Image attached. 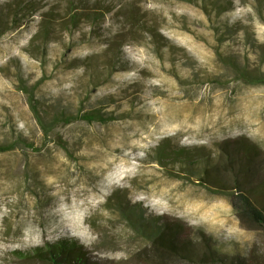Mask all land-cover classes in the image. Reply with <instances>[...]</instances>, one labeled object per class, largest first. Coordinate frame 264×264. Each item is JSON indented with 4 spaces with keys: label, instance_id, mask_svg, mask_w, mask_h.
<instances>
[{
    "label": "rangeland",
    "instance_id": "374dc122",
    "mask_svg": "<svg viewBox=\"0 0 264 264\" xmlns=\"http://www.w3.org/2000/svg\"><path fill=\"white\" fill-rule=\"evenodd\" d=\"M74 1L76 30L67 0H0V20L23 7L0 34V264H50L17 253L66 240L86 264H210L154 247L174 223L197 252L264 264L232 191L171 161L210 153L228 171L246 142L256 174L222 179L264 210V0Z\"/></svg>",
    "mask_w": 264,
    "mask_h": 264
},
{
    "label": "trees",
    "instance_id": "16d2710c",
    "mask_svg": "<svg viewBox=\"0 0 264 264\" xmlns=\"http://www.w3.org/2000/svg\"><path fill=\"white\" fill-rule=\"evenodd\" d=\"M67 7L69 6V11L67 12L69 16L72 14L71 9L75 6L74 0H67ZM19 9L16 10L15 15L9 13L5 20H0V34H2L5 30H11L17 27L20 21L17 19L18 10L23 8L20 4L18 5ZM36 8L35 3H30L27 10V14H31L32 10ZM46 14L49 13V10L45 11ZM50 14V13H49ZM48 14V15H49ZM43 13V18H44ZM7 18V19H6ZM50 18V16H49ZM82 19L75 15L70 16L69 23L65 25L66 29L71 28L76 30L78 28V24ZM5 21V22H4ZM11 27H7V26ZM49 26H52V23H48ZM9 28V29H6ZM51 40V39H50ZM33 43L45 49L47 47V43L49 42V28L46 25L40 27L33 37ZM250 77L249 79L251 80ZM257 78V79H256ZM252 79L253 81L256 79L257 83H264L263 77H256ZM255 82V81H254ZM22 83V81H21ZM68 114H65L67 116ZM69 116V115H68ZM78 118L83 120L86 123H93L95 121L101 122V118L96 112H87L80 115H76ZM64 116L62 117V119ZM67 118V119H66ZM64 118V120H68L69 117ZM46 129V126H45ZM48 132V130H46ZM14 145L12 143H3L0 145V152L9 151ZM232 148L235 152V160L231 161H239L237 164V169L232 170L228 164V171H224V166L222 163H216L215 157L216 155L207 153L206 155L200 156V158H195L190 156L189 152L185 149H180V152H177L174 159H171L172 163L175 165H181L182 169L188 167L189 172L194 174L196 178L197 184H203L208 186L209 188H213L214 190H228L230 189L231 198H232V206L239 215V217L243 221H249L253 224L261 227L264 230V210L257 206L253 199L250 196V191H247L245 187H239L238 185H232V187H228L224 185V180L222 179L224 176L230 175L236 178V181L239 180L240 177L245 178V176H252L254 160V154L252 150L254 147L248 145L246 142H241L237 145H234ZM165 155L163 153H159L158 158L159 162H163L167 160L164 158ZM227 160V159H226ZM215 161V162H214ZM236 174V175H235ZM254 174H256L254 172ZM181 227L178 224H164L159 227V233H157L154 239V247L162 248L163 252H169L170 254H178L181 253L183 256H193L197 257L198 260L204 263L210 264H247L244 259L240 257H231L226 254H223L217 251L212 246H202L200 247L201 252H197L196 247H193L191 243L186 242L181 235ZM17 255L22 259H30L35 258L37 260L46 262L50 264H86L83 257V247L80 246L76 241H60L55 244H47L46 247L42 248H34L28 252H18ZM199 255V256H198ZM186 258V257H185Z\"/></svg>",
    "mask_w": 264,
    "mask_h": 264
},
{
    "label": "bare ground",
    "instance_id": "6f19581e",
    "mask_svg": "<svg viewBox=\"0 0 264 264\" xmlns=\"http://www.w3.org/2000/svg\"><path fill=\"white\" fill-rule=\"evenodd\" d=\"M66 221H67V219H66ZM72 225V224H71ZM68 227V226H67Z\"/></svg>",
    "mask_w": 264,
    "mask_h": 264
}]
</instances>
